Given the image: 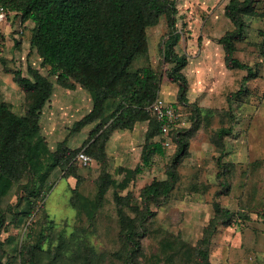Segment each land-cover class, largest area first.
<instances>
[{
    "label": "rangeland",
    "instance_id": "1",
    "mask_svg": "<svg viewBox=\"0 0 264 264\" xmlns=\"http://www.w3.org/2000/svg\"><path fill=\"white\" fill-rule=\"evenodd\" d=\"M175 1L181 33L176 49L189 58L183 69L187 102L177 100L178 83L171 81V64L164 61L165 16L148 28V52L132 65L133 71L150 66L160 78L156 97L145 106L150 116L156 117L158 98L176 103L180 115L153 138L164 142L165 154L153 155L150 165L143 159L150 119L114 129L106 141L112 119L77 128L94 108L91 91L81 83H60L42 65L31 43L32 20L9 16L0 21V102L26 113L34 94L20 85L18 71L32 76L35 68L52 82L39 121L36 165L23 163L9 190H0L4 264H126L125 228L138 225L146 208L151 215L143 222L137 264H207L204 251L210 264H264V0H259V14L245 17L235 52L257 77L230 79L234 84L221 94L216 90L227 66L219 39L234 28L225 14L230 0ZM241 84L246 91L228 102ZM177 135L188 140V147L175 186L168 197L146 201L144 186L169 179ZM81 151L92 158L90 164L79 160Z\"/></svg>",
    "mask_w": 264,
    "mask_h": 264
},
{
    "label": "trees",
    "instance_id": "2",
    "mask_svg": "<svg viewBox=\"0 0 264 264\" xmlns=\"http://www.w3.org/2000/svg\"><path fill=\"white\" fill-rule=\"evenodd\" d=\"M258 5L259 0H230L225 14L234 28L219 39L225 51L226 66L247 69L244 81L256 78L257 73L252 65L235 55L236 43L244 36L245 17L259 14ZM0 6L7 8L8 17H20L22 23L34 22L31 43L42 57V65L57 75L60 83L67 86L81 83L91 91L94 108L76 122L77 128L98 118L105 122L112 119L103 135L106 141L114 129L131 128L139 120L150 119L143 149L144 163L150 165L153 155L165 154L164 142L153 139L161 133V121L145 109L156 97L160 78L150 66L133 71L132 65L137 57L148 52V28L165 16L169 36L161 45L164 61L171 64V81L178 83L177 100L187 102L189 81L183 69L189 58L176 49L181 33L177 28L179 8L175 0H0ZM31 73L32 76L16 73L20 85L34 94L24 115H19L10 104L0 102V190L3 193L19 178L23 163L36 165L41 150L39 121L42 108L51 96L52 82L38 69L31 68ZM243 91L246 89L242 84L229 95L228 102ZM221 132L227 133L225 128H221ZM176 137L179 147L170 164L169 179L153 180L144 186L142 195L146 201L168 197L175 186L177 167L188 147L186 138ZM39 192L40 189H36L34 194ZM150 215L151 211L146 208L138 225L125 228L126 264L138 262L145 235L143 222ZM5 224L6 215L0 212V249ZM203 255L210 264L208 252L204 251ZM0 264H4L1 258Z\"/></svg>",
    "mask_w": 264,
    "mask_h": 264
},
{
    "label": "built area",
    "instance_id": "3",
    "mask_svg": "<svg viewBox=\"0 0 264 264\" xmlns=\"http://www.w3.org/2000/svg\"><path fill=\"white\" fill-rule=\"evenodd\" d=\"M8 19V10L4 6H0V21ZM154 112L158 120L161 121V132L166 133L170 126L175 124L180 119V115L176 106L173 103H168L161 98H158L153 105ZM79 160L88 165L91 163L92 158L84 151L78 154Z\"/></svg>",
    "mask_w": 264,
    "mask_h": 264
},
{
    "label": "crops",
    "instance_id": "4",
    "mask_svg": "<svg viewBox=\"0 0 264 264\" xmlns=\"http://www.w3.org/2000/svg\"><path fill=\"white\" fill-rule=\"evenodd\" d=\"M216 71H217V68H216ZM222 71H223V73H222L223 76L221 79H223V80L220 81V83H221L220 89L216 90V93H218V94H221V92L223 90L227 89L230 84H234L233 80H235V78L237 76H241V80H243V78L248 74L247 69H241V68L231 69V68L227 67V70H225V71L222 70ZM230 79H233V80L231 81ZM241 86H242V84H241Z\"/></svg>",
    "mask_w": 264,
    "mask_h": 264
}]
</instances>
